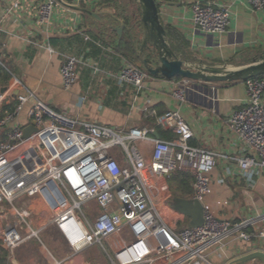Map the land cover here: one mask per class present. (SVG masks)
Wrapping results in <instances>:
<instances>
[{
  "label": "crops",
  "instance_id": "1",
  "mask_svg": "<svg viewBox=\"0 0 264 264\" xmlns=\"http://www.w3.org/2000/svg\"><path fill=\"white\" fill-rule=\"evenodd\" d=\"M41 1L22 0L18 9L10 10L11 0H0V88H7L0 93L4 98L0 117L16 107L20 95H28L16 115V122L23 128L33 124L32 109L36 101L80 122L123 132L138 128L146 132L147 138L137 145L150 162L155 139H176L163 115L180 110L193 131L191 143L218 153L204 206L221 219L248 223L242 230L252 235L249 240L230 236L211 247L206 260L194 259L184 264H264L261 259L234 263L252 251L264 252V237L260 234L264 231V172H249L251 181L241 174L238 158L244 154L243 144L226 124V118L245 102V81L207 83L152 76L141 90L122 85L118 74L124 61L139 65L129 30L140 14L138 1L135 0L138 13L130 15L126 7L132 0H59L48 25L38 21L37 6ZM110 1L118 2L121 10L108 11ZM156 1L169 46L190 64L228 65L232 58L245 65L264 54V10H253L248 0H225L232 16L223 33H205L194 26L192 6L199 0ZM123 24L126 27L119 36L111 25ZM136 36L143 37L138 28ZM121 41L126 43L125 47H119ZM70 56L79 60L77 82L66 89L60 66ZM177 83L185 89L184 102L174 96ZM145 106L154 108L156 115H146ZM112 156L123 165L128 162L119 145L112 150ZM178 172L160 177L149 167L144 171L152 202L174 230L192 226L191 217L177 208L176 200L193 199V180L187 177L192 175ZM14 206L26 215L27 224L22 233L35 235L15 249H7L2 233L16 224L19 216L9 203H0V264L7 259L11 264H111L114 251L133 238L124 225L103 245L73 251L54 222L70 206L69 195L54 179L20 195ZM84 210L91 211V219L100 213L94 201L86 204ZM99 249L104 251V257L98 255ZM153 264L168 262L160 259Z\"/></svg>",
  "mask_w": 264,
  "mask_h": 264
},
{
  "label": "built area",
  "instance_id": "2",
  "mask_svg": "<svg viewBox=\"0 0 264 264\" xmlns=\"http://www.w3.org/2000/svg\"><path fill=\"white\" fill-rule=\"evenodd\" d=\"M21 1L11 0L10 10L18 9ZM58 1L43 0L38 4L40 24H50ZM248 1L253 10H264V0ZM231 16L230 5L225 0H199L192 6L193 24L205 33L225 32ZM78 61L77 57L70 56L61 63L62 83L66 89L77 82ZM151 77L141 66L127 60L118 74L122 85H132L136 90H141ZM245 86V102L226 118V124L242 141L244 154L238 158V170L251 181L249 172H264V76L246 80ZM174 96L179 102L185 101L183 84L177 83ZM28 97L20 95L16 107L0 117V203H9L19 216V221L2 233L7 249H15L35 235L22 233L27 224L26 215L14 206V200L49 179L57 180L70 197L69 208L54 222L73 251L103 245L124 225L130 229L133 238L114 251L111 264H153L160 259L167 260L168 264H184L194 259L206 260L209 249L223 243L224 239L234 235L245 240L252 237L242 230L248 223L221 219L205 206L202 225L174 230L152 202L144 179L147 167L160 177H169L177 170L189 172L193 176V198L202 202L211 188V173L216 168L218 153L191 143L194 134L180 110H170L163 115L162 119L171 125L176 139H155L148 162L137 145L147 138L145 131L131 128L123 132L80 122L41 101H36L32 109L37 130L24 137V128L16 122V115ZM3 99L0 97V108ZM144 110L148 116L156 115L152 107L145 106ZM118 145L127 154L125 165L112 156V150ZM14 155H33L36 162L46 164L47 170L41 176L38 170L32 171L38 180L29 182L15 168ZM92 201L100 207L94 219L89 217L91 211L84 210ZM260 234L264 237V231ZM2 264H11V260Z\"/></svg>",
  "mask_w": 264,
  "mask_h": 264
},
{
  "label": "water",
  "instance_id": "3",
  "mask_svg": "<svg viewBox=\"0 0 264 264\" xmlns=\"http://www.w3.org/2000/svg\"><path fill=\"white\" fill-rule=\"evenodd\" d=\"M139 3V16L131 24V47L139 65L152 76L174 79L186 78L194 81L215 82H239L250 78L264 76V54L248 64L231 69L227 65H203L190 64L169 46L167 31L161 23L160 11L156 0H137ZM98 17L96 13L90 12ZM125 24L121 26L111 25V28L122 35ZM143 34L142 38L136 36V29ZM6 87L0 88L4 93ZM35 125L24 128V137H28L36 131ZM177 208L191 217V225L199 226L204 222V203L198 199L177 198ZM255 259L264 261V252L252 251L234 260V263H245Z\"/></svg>",
  "mask_w": 264,
  "mask_h": 264
},
{
  "label": "rangeland",
  "instance_id": "4",
  "mask_svg": "<svg viewBox=\"0 0 264 264\" xmlns=\"http://www.w3.org/2000/svg\"><path fill=\"white\" fill-rule=\"evenodd\" d=\"M124 1L126 2L128 0H124ZM109 4H110V7H109L108 11L113 12V11H120L121 10V8H119L118 2H117V4H115L113 1L112 2L110 1ZM127 4H125V6H127ZM126 8H127L126 10H128L130 15L134 12H135V14L138 13L136 11L137 5H136L135 0H132L131 5H128V7H126ZM137 66H139V65H137ZM227 66L231 69H234V68H237L241 65L238 61H233L230 64H228ZM13 157H14L13 164H14L15 168L19 171V173H21L22 175H25L29 182L38 180L37 175H35V177H34V175L32 174V171L38 170L39 175L41 176L42 174L45 173V170H47L46 164L43 161L36 162V160H34L33 155H30L29 157L19 156V155L15 156L14 155ZM26 173H28L29 176ZM29 201H31V200H28V202ZM26 203H27V200H26ZM98 255L104 257L105 253L103 250L99 249ZM105 261L106 260H104V262ZM107 264H109V263H107Z\"/></svg>",
  "mask_w": 264,
  "mask_h": 264
},
{
  "label": "trees",
  "instance_id": "5",
  "mask_svg": "<svg viewBox=\"0 0 264 264\" xmlns=\"http://www.w3.org/2000/svg\"><path fill=\"white\" fill-rule=\"evenodd\" d=\"M127 20H128V19H127ZM120 45H121V46L123 45V47H125V46H126V43L121 41V42H119V47H120ZM119 50H120V49H119ZM233 61H234V60H233L232 58L229 59V62H233ZM139 66H140V65H139ZM0 70H1V68H0ZM176 172H178V170L175 171V172H173V174L176 173ZM178 173H179V172H178ZM180 173H182V172H180ZM173 174H172V175H173ZM172 175H171V176H172ZM187 177H188L189 179H192V180H193V176H187Z\"/></svg>",
  "mask_w": 264,
  "mask_h": 264
}]
</instances>
